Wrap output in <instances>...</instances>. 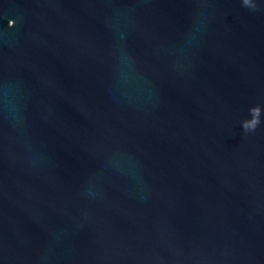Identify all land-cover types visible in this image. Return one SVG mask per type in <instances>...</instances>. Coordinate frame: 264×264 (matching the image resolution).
Returning <instances> with one entry per match:
<instances>
[{
	"label": "water",
	"instance_id": "water-1",
	"mask_svg": "<svg viewBox=\"0 0 264 264\" xmlns=\"http://www.w3.org/2000/svg\"><path fill=\"white\" fill-rule=\"evenodd\" d=\"M249 2L0 0V264H264Z\"/></svg>",
	"mask_w": 264,
	"mask_h": 264
},
{
	"label": "clouds",
	"instance_id": "clouds-1",
	"mask_svg": "<svg viewBox=\"0 0 264 264\" xmlns=\"http://www.w3.org/2000/svg\"><path fill=\"white\" fill-rule=\"evenodd\" d=\"M243 2L245 6L254 7L253 3H250L249 0H243ZM250 112L252 115V119L245 120L242 123V127L245 131H254L260 123V111L258 110V107L250 109Z\"/></svg>",
	"mask_w": 264,
	"mask_h": 264
}]
</instances>
